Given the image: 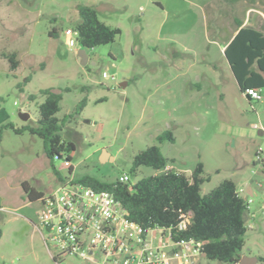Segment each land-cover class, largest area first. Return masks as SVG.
I'll use <instances>...</instances> for the list:
<instances>
[{
    "label": "rangeland",
    "instance_id": "374dc122",
    "mask_svg": "<svg viewBox=\"0 0 264 264\" xmlns=\"http://www.w3.org/2000/svg\"><path fill=\"white\" fill-rule=\"evenodd\" d=\"M85 3L121 33L85 49L84 64L83 47H70L64 31L80 21ZM246 19L264 24V0H0V264H81L51 257L36 227L41 200H31L26 188L48 194L61 183L55 169L66 179L110 182L128 173L135 182L157 172L146 165L131 172L135 155L150 145L160 147L168 168L189 176L201 162L209 177L203 193L225 179L241 194L253 184L249 208L263 217L264 168L256 153L264 152V87L260 101L240 91L215 32L230 37L236 21ZM53 26L57 37L49 35ZM11 53L19 60L15 69ZM46 88L62 94L57 115L66 119L64 137L76 144L71 170L63 158L51 163L39 136L7 126L36 125ZM167 130L174 142L158 140ZM258 233L264 248V225ZM253 235L248 229L249 243ZM193 264L226 263L200 254Z\"/></svg>",
    "mask_w": 264,
    "mask_h": 264
},
{
    "label": "trees",
    "instance_id": "16d2710c",
    "mask_svg": "<svg viewBox=\"0 0 264 264\" xmlns=\"http://www.w3.org/2000/svg\"><path fill=\"white\" fill-rule=\"evenodd\" d=\"M80 21L74 26L78 31V44L84 49L97 45L108 44L121 33L118 27H112L99 18L98 9L92 4L78 6ZM242 22L238 21V27ZM60 29L57 26L49 31V35L57 37ZM12 68L19 65L16 53L8 55ZM233 74L240 91L244 93L247 87L262 89L264 87V24L261 28L252 25L242 26L225 49ZM25 77L23 85L31 80ZM45 96L39 104V116L36 125H26L22 128L12 127L15 132L29 130L39 136L44 143V149L51 163L55 158H67L72 161V153L76 144L63 135L65 118H60L62 94L51 88L42 89ZM35 98V95H30ZM86 104L82 100L80 108ZM163 142L175 141L172 131L167 130L158 135ZM169 159L162 153L158 145H150L138 152L132 162L131 172L137 174L140 166L152 167L154 174L143 176L135 182L123 183L118 179L104 181L92 175H83L76 179L93 189L112 192L128 211L131 220L143 227L172 228L173 238L194 239L201 244V252L207 258L226 264H237L242 257L245 245V235L248 230L247 216L249 204L237 184L231 179H225L207 193H203L202 184L209 179L204 174V166L199 162L189 176L182 171L168 168ZM72 165L70 166V170ZM161 170H163L161 172ZM160 171V172H159ZM60 182L65 178L55 169ZM31 200L40 199L43 193L26 188ZM187 220L184 229L179 225ZM264 261V256L259 257Z\"/></svg>",
    "mask_w": 264,
    "mask_h": 264
},
{
    "label": "built area",
    "instance_id": "2783aa9c",
    "mask_svg": "<svg viewBox=\"0 0 264 264\" xmlns=\"http://www.w3.org/2000/svg\"><path fill=\"white\" fill-rule=\"evenodd\" d=\"M64 33L70 47L78 44L76 28L68 27ZM103 77L115 79L107 71ZM244 94L257 101L263 99L259 88L247 87ZM64 162L70 165L72 161L65 158ZM117 179L132 182L128 173ZM40 200L36 227L51 257L59 263L78 258L81 264H193L202 254L200 242L175 240L172 228L143 227L129 218L112 192L93 189L72 177ZM247 200L252 202L249 196ZM186 225L184 220L179 229Z\"/></svg>",
    "mask_w": 264,
    "mask_h": 264
},
{
    "label": "crops",
    "instance_id": "0c3cea01",
    "mask_svg": "<svg viewBox=\"0 0 264 264\" xmlns=\"http://www.w3.org/2000/svg\"><path fill=\"white\" fill-rule=\"evenodd\" d=\"M238 21L239 20L236 21L237 22V26L234 29L233 34L230 37H227L225 39L223 38V35L221 33V28H219V29L215 28V32L218 33L223 39L224 53H225L226 47L231 42V40L234 38V36L237 34L239 29L242 26L251 25V24L247 23V19H246L244 22L240 21V22H242V24H241V26L238 27ZM254 27H256V26H254ZM256 28H258V27H256ZM227 62H228L229 68L231 70V73H232L233 77L235 78V76L233 74V71L231 69V66L229 64V61L227 60ZM261 91H262V89H261ZM260 134H264V131L261 130ZM257 155H260L262 159L259 160ZM256 159H257V162L260 163L263 166V168H264V152H263V150H259L256 153ZM240 189H242V187ZM255 194H256V188L253 186V184H250V185H248L246 187V193L242 194V195L245 196V197H248V196L251 197V196H254ZM257 213H258V211L257 212H251L250 208H249V212H248V216H247V226H248V229H252L253 230L254 235H253V240L250 243H249L250 240L248 239V241H247V239L245 238L246 241H245V245H244L243 250H242L241 260L245 261L246 264H252V263L257 264V262L259 261V257L264 256V248L260 244V236H259L260 233H258V227L261 228L264 225V216L263 217H259L257 215ZM249 244H251V246L246 248V246L249 245ZM255 247H262L263 249L258 248L259 249L258 252H255Z\"/></svg>",
    "mask_w": 264,
    "mask_h": 264
},
{
    "label": "water",
    "instance_id": "95a60500",
    "mask_svg": "<svg viewBox=\"0 0 264 264\" xmlns=\"http://www.w3.org/2000/svg\"><path fill=\"white\" fill-rule=\"evenodd\" d=\"M79 55H80V57L82 58V60H83V63L85 64L86 63V60H87V54H86V51H85V49L83 48V49H81L80 51H79ZM126 85V83H122L121 84V86H125ZM249 99H250V97L249 96H247ZM21 116H22V118L24 119V120H27L28 118H29V114L28 113H25V112H21ZM106 151L104 152V156L106 155ZM240 264H246L245 263V261H243V260H240V262H239ZM252 264H255V263H252Z\"/></svg>",
    "mask_w": 264,
    "mask_h": 264
}]
</instances>
